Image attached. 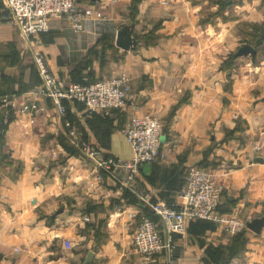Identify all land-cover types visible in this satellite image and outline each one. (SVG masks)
<instances>
[{"label": "crops", "instance_id": "obj_1", "mask_svg": "<svg viewBox=\"0 0 264 264\" xmlns=\"http://www.w3.org/2000/svg\"><path fill=\"white\" fill-rule=\"evenodd\" d=\"M85 1L94 13L82 31L56 18L26 39L0 0V264H83L88 252V264H264V225L228 232L191 220L170 257L132 245L142 214L158 223L148 203L180 205L191 165L222 186L218 213L264 217V0ZM123 26L136 40L127 50L115 44ZM243 44L255 52L236 55ZM36 52L62 83L125 73L124 106L103 114L66 101L61 121L49 98L27 94L41 81ZM143 113L163 124L162 157L132 178L123 168L98 178L79 143L129 160L124 129Z\"/></svg>", "mask_w": 264, "mask_h": 264}, {"label": "built area", "instance_id": "obj_2", "mask_svg": "<svg viewBox=\"0 0 264 264\" xmlns=\"http://www.w3.org/2000/svg\"><path fill=\"white\" fill-rule=\"evenodd\" d=\"M1 1L3 19L13 23L26 39L47 32L50 29V22L56 18H64L75 32H80L83 30L84 22L94 13L92 3L85 0ZM33 59L41 81L27 94L49 98L61 121L66 113L64 101L79 102L87 112L99 111L109 114L114 108L124 106L129 95L128 77L125 73L89 83L75 81L62 83L48 68L42 54L36 52ZM6 103L9 107H15L13 100H7ZM29 108L31 111L40 109L32 101ZM25 109L20 108L21 111ZM4 122L5 119L0 117V132ZM65 125L70 126L68 122ZM124 134L132 152L129 160L104 156L101 149L88 141L79 143L83 157L93 164L98 178H101L102 172L111 174L115 168H123L128 178H132L142 164L162 157L163 124L158 117L149 113L134 114L129 118ZM68 136L74 137L72 129H69ZM221 194L222 186L205 168L191 165L187 170L186 183L180 190V205L148 203L149 210L157 215L158 223L148 215L142 214L132 234L133 248L147 256L165 253L170 257L176 236L184 235L187 223L195 219L214 220L228 232L245 228V220L217 212ZM64 244L70 247L68 241ZM224 264L250 263L240 258H232Z\"/></svg>", "mask_w": 264, "mask_h": 264}, {"label": "water", "instance_id": "obj_3", "mask_svg": "<svg viewBox=\"0 0 264 264\" xmlns=\"http://www.w3.org/2000/svg\"><path fill=\"white\" fill-rule=\"evenodd\" d=\"M115 44L116 46L125 50L135 46L136 40L131 36V31L129 26H123L121 29L117 31ZM254 52H255L254 48L251 47L249 44H243L237 49L236 55H243ZM162 140H163V136H162ZM263 225H264V217L253 218L251 220L246 221V227L254 232H259L260 228ZM92 257H93V253L88 252L83 264H88L89 262H91Z\"/></svg>", "mask_w": 264, "mask_h": 264}, {"label": "rangeland", "instance_id": "obj_4", "mask_svg": "<svg viewBox=\"0 0 264 264\" xmlns=\"http://www.w3.org/2000/svg\"><path fill=\"white\" fill-rule=\"evenodd\" d=\"M99 45H102V47H104V45H105V43L104 44H102V43H99ZM87 76H81L78 80H76L77 82H82L83 81V79H85ZM100 78V77H99ZM106 78H110V77H105V78H103V76H102V78H100V79H97L96 78V80H101V79H106ZM72 81H75V80H72ZM4 101L5 102H7V99L6 98H4ZM7 104V103H6ZM9 107V106H8Z\"/></svg>", "mask_w": 264, "mask_h": 264}, {"label": "trees", "instance_id": "obj_5", "mask_svg": "<svg viewBox=\"0 0 264 264\" xmlns=\"http://www.w3.org/2000/svg\"><path fill=\"white\" fill-rule=\"evenodd\" d=\"M94 81H96V80H94ZM94 81H92V82H94ZM75 82H77V81H75ZM80 83H86V82H80ZM87 83H89V82H87ZM64 102H66V101H64ZM6 108V107H5ZM66 114V113H65ZM0 117H2V118H4L5 119V122L2 124V126H1V131L3 130V128H4V126H5V124H6V122H7V119L5 118V117H3V116H1L0 115ZM186 182V181H185ZM228 261V260H227ZM225 263V262H224ZM223 263V264H224Z\"/></svg>", "mask_w": 264, "mask_h": 264}]
</instances>
